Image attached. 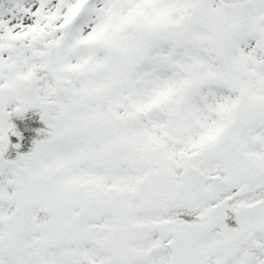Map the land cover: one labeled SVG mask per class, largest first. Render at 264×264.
I'll use <instances>...</instances> for the list:
<instances>
[{"label": "snow or ice", "instance_id": "obj_1", "mask_svg": "<svg viewBox=\"0 0 264 264\" xmlns=\"http://www.w3.org/2000/svg\"><path fill=\"white\" fill-rule=\"evenodd\" d=\"M0 264H264V0H0Z\"/></svg>", "mask_w": 264, "mask_h": 264}]
</instances>
